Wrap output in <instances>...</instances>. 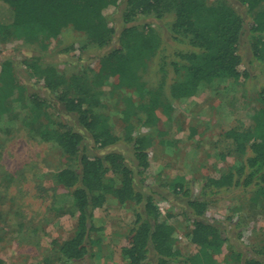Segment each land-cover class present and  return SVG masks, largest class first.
<instances>
[{
    "label": "trees",
    "instance_id": "16d2710c",
    "mask_svg": "<svg viewBox=\"0 0 264 264\" xmlns=\"http://www.w3.org/2000/svg\"><path fill=\"white\" fill-rule=\"evenodd\" d=\"M122 1L0 0V37L4 40L11 37L25 44L40 37L59 40L71 29L85 35L83 51L89 47L103 51L118 42L114 49L91 57L80 74L68 77L54 65L38 68L41 88L77 118L76 124L59 120L52 101L39 95L15 100L26 111L21 124L29 135L58 146L69 160L56 174V181L75 206L77 231L60 244L55 257L45 258L42 264H86L87 258H94V248L103 240L93 236L99 230L93 214L105 208L110 197L121 205L143 208L137 209L128 226L125 264H216L220 254L232 264H264V244L253 256L245 255L222 225L207 218L214 197L231 188L259 189L264 197V91L251 115L257 123L254 131L229 129L218 137L216 157L222 161L233 157L231 168L218 178H204L196 196L184 177L159 181L172 196L186 199L187 209L168 207L163 213L155 196L146 197L138 181L169 145L160 112L173 110L174 102L196 97L216 82L252 77L241 55L247 24L253 60L264 66V0H234L252 18L249 23L229 0H127L120 31L109 14ZM169 15L174 18L166 25L172 39L191 50L181 48L173 56L164 55L163 36L151 24H137L142 17L161 21ZM156 57L160 58V77L154 88L145 77L152 72ZM9 66L6 63L0 74V108L7 102L4 110L19 118L10 97ZM180 73L184 80H175ZM116 98L122 103L119 127L103 112ZM191 129L195 134V128ZM121 143L131 145L136 165L129 163L124 152L112 151ZM163 193L161 189L158 196L168 198ZM179 222L187 223L186 236L199 247L195 255L187 257L174 249ZM247 222H238L237 240L250 228ZM258 226L253 234L264 236V225Z\"/></svg>",
    "mask_w": 264,
    "mask_h": 264
},
{
    "label": "rangeland",
    "instance_id": "374dc122",
    "mask_svg": "<svg viewBox=\"0 0 264 264\" xmlns=\"http://www.w3.org/2000/svg\"><path fill=\"white\" fill-rule=\"evenodd\" d=\"M126 1L123 0L109 14L112 23L120 31L123 27L121 15ZM229 2L244 15L247 23L252 20L238 2ZM173 21V15L161 21L142 17L137 24H151L163 36L164 55L173 56L176 50L185 48L174 41L167 30L166 25ZM248 25L244 30L241 55L243 64L250 70L252 77L246 81L216 82L212 89H205L191 99L174 102L173 110L159 114L169 136V145L162 158L149 171L141 173L138 181L146 197L150 194L155 196L157 206L163 213L168 207H188L186 199L172 196L168 189L161 188L160 182L184 177L192 193L198 195L204 178H218L234 165L233 157L225 161L216 157V142L220 134L229 129L244 132L254 131L256 128L257 123L251 115L260 93L264 91V66L253 60ZM117 43L103 51L92 47L83 51L86 45L85 35L71 29L64 31L59 40L40 37L30 44L11 37L7 40L0 37V74L4 65L9 62L12 74L10 85L13 86L10 97L13 107L19 113V118H14L4 110L7 102L1 105L0 264H42L45 258L55 257V251L57 252L60 244L77 231L75 206L68 193L56 181V174L69 165V160L58 146L35 140L29 135L21 124L22 118L26 117V111L15 100L39 95L52 101L59 120L76 124L77 118L41 88L38 68L54 65L68 77L80 74L92 62L91 57L114 49ZM69 47H73V50L64 52ZM186 49L191 50L187 47ZM159 60V57L155 58L152 72L145 77L154 88L157 87L160 77L157 70ZM175 80H184V74L176 75ZM124 90L136 101L140 100L130 89ZM121 108L122 103L116 98L111 107L103 111L118 127L123 118ZM191 127L195 128V134ZM143 131L149 133L150 129ZM112 151L124 152L130 164H137L131 145L121 143L112 148ZM161 189L165 191L163 196L168 198L158 196ZM109 199L105 208L98 209L93 214V221L99 229L93 236L101 237L103 241L94 248V258L85 260L86 264L126 263L123 257L125 236L135 212L140 207L131 203L121 205L113 197ZM214 199L207 218L222 225L232 242L245 255L253 256L259 252L264 244V236L254 235L252 232L254 227H259L258 224L264 225V197L261 198L259 189L244 191L241 188H231L219 193ZM240 219L247 220L250 228L243 231V238L237 240V224ZM176 231L174 249L187 257L195 255L199 247L186 236L187 223H177ZM216 259V264H232L224 254L217 255Z\"/></svg>",
    "mask_w": 264,
    "mask_h": 264
}]
</instances>
